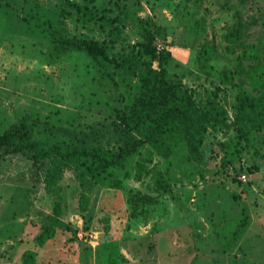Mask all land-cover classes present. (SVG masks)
<instances>
[{"label":"rangeland","instance_id":"374dc122","mask_svg":"<svg viewBox=\"0 0 264 264\" xmlns=\"http://www.w3.org/2000/svg\"><path fill=\"white\" fill-rule=\"evenodd\" d=\"M74 39L98 43L107 58L71 51L48 61L55 40ZM134 54L155 69L163 60L196 104L226 112V125L208 128L191 164L169 166L148 145L120 172V188L89 193L86 214L76 166L54 188L60 197L46 187L51 159L0 151V264H24L36 247L40 264H110L111 255L119 264H264V129L242 136L236 123L247 97L252 119H264V91L220 80L263 70L264 0H0V136L24 118L46 148L108 133L143 90L117 64Z\"/></svg>","mask_w":264,"mask_h":264},{"label":"trees","instance_id":"16d2710c","mask_svg":"<svg viewBox=\"0 0 264 264\" xmlns=\"http://www.w3.org/2000/svg\"><path fill=\"white\" fill-rule=\"evenodd\" d=\"M153 38L154 36L147 35L150 41L147 53L155 56ZM54 43V48L57 50L47 57L51 63L58 62L71 51L87 52L93 59L102 55L107 58L105 50L98 43L89 40L74 39L65 42L55 40ZM161 62L162 68L155 69L151 63L143 60L141 54H134L131 58L117 63L118 67L139 77L143 90L132 106H127L125 111H116L118 121L108 133H103L94 139L84 137L80 143L75 142L76 144H56L46 148L32 140L30 124L24 118L14 123L0 136V151L4 150L9 154L30 153L35 162L51 159L45 180L46 187L47 190H54L53 193H57L60 197L61 190L56 192L54 188L58 187L63 178L65 168L76 166L79 169L77 178L83 187L79 210L85 214L89 211V193L97 186L120 188L122 186L120 172L148 145L168 160L169 166L181 162L191 164L200 160L208 128L226 125L223 119L226 112L218 107L216 102L204 106L196 104L191 93L168 78L167 71L163 68V60ZM263 70L226 71L222 73L220 80L224 84H232L238 90H242V86L248 84L260 93L264 91ZM240 100L238 105L240 114L236 123L242 136L249 134L253 129H264L263 118L252 119L256 109L254 100L250 97ZM228 165L229 163L223 160L222 169ZM156 184V189L159 191L168 187L162 172L159 173ZM55 215L57 217L63 215L61 202L55 207ZM51 229L45 228L49 231ZM239 229L240 227L235 229L234 238H237ZM105 232H110V226L106 227ZM41 237L44 240L46 238L43 235ZM38 249L39 247H36L26 253L24 264H40ZM109 261L110 264H119L112 255Z\"/></svg>","mask_w":264,"mask_h":264}]
</instances>
